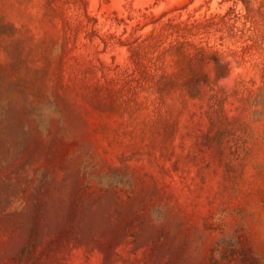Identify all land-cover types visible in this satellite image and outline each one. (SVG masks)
<instances>
[{
	"label": "rangeland",
	"instance_id": "374dc122",
	"mask_svg": "<svg viewBox=\"0 0 264 264\" xmlns=\"http://www.w3.org/2000/svg\"><path fill=\"white\" fill-rule=\"evenodd\" d=\"M0 264H264V0H0Z\"/></svg>",
	"mask_w": 264,
	"mask_h": 264
}]
</instances>
